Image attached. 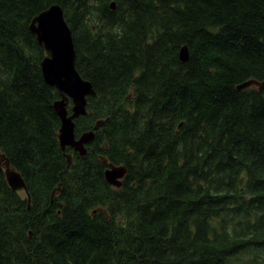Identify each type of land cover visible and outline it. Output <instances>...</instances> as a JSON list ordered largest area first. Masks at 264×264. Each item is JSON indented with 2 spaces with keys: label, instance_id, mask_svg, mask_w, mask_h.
Instances as JSON below:
<instances>
[{
  "label": "trees",
  "instance_id": "1",
  "mask_svg": "<svg viewBox=\"0 0 264 264\" xmlns=\"http://www.w3.org/2000/svg\"><path fill=\"white\" fill-rule=\"evenodd\" d=\"M53 4L108 121L70 167L30 30ZM0 264H264V0H0Z\"/></svg>",
  "mask_w": 264,
  "mask_h": 264
},
{
  "label": "water",
  "instance_id": "2",
  "mask_svg": "<svg viewBox=\"0 0 264 264\" xmlns=\"http://www.w3.org/2000/svg\"><path fill=\"white\" fill-rule=\"evenodd\" d=\"M112 5H114V3ZM30 30H31L32 34L36 35L39 45L41 47H44L45 50L49 54H51V56H52V59L47 58V59H45V61L42 64L44 77H45V80L48 84L55 86V84L49 83L47 78H46V74H45L46 62H53L55 59H59L65 55H70V54L72 55L71 61H72V73L74 76V83L84 88V92L81 95L80 106L77 108V110L75 108V113H76L75 116H78L79 114H86L85 97L86 96L88 97V96L94 94V90H93L91 83L83 81V79H81V77L79 76V74L77 73V71L75 69L76 52L74 50V44H73V40H72L71 31L65 22L64 12H63L62 8L59 7L57 4H54L49 9L40 13L36 18L33 19L32 24L30 26ZM69 41H71V42H69ZM185 54H186V56H185ZM180 59L183 63H186L189 60V54H188L186 47H183L181 49ZM47 72H48L49 80L55 81V78L52 75L51 65H49L47 67ZM252 85H260L261 87L263 86L262 84H260L256 81H248L245 84H243L242 87L247 88V87H250ZM59 90H60L61 94H68V92L70 90V82H63L62 89H59ZM65 99L66 98H63L62 101L57 102L55 104V109H56L57 113L62 117L63 122H64V125H63L61 132L63 130H65L66 134L70 133V135H71L70 142L72 143V141H74V138H73V124L71 123V119H73V118H71V119L66 118V114L64 111V101H66ZM65 106H66V103H65ZM101 124H103V122H100L97 125V127H99V125H101ZM91 140H93V138ZM91 140H89V141H91ZM60 141H61L62 146H63L62 149H65V147H66L65 145H68V146L75 148L73 145H71V143H69L68 138H66L65 136L63 138H62V136H60ZM73 143L78 145V146L82 145V142H78V143L73 142ZM75 151H78V150L75 148ZM2 159L5 160L4 165L7 168L5 175H6V178H7V181L9 183L10 187L15 191L19 190V189H25L26 186H25V183L22 179V176L18 172H16L14 169L10 168V164L8 163V161L5 159L4 156H2ZM101 159L107 164L108 167H110L112 169V172H118V174H120V179H123L127 175L126 169H124L122 167L117 168V167H115L114 164L108 163V161L106 159H104V158H101ZM112 184H115L117 186H121V183L113 182Z\"/></svg>",
  "mask_w": 264,
  "mask_h": 264
},
{
  "label": "bare ground",
  "instance_id": "3",
  "mask_svg": "<svg viewBox=\"0 0 264 264\" xmlns=\"http://www.w3.org/2000/svg\"><path fill=\"white\" fill-rule=\"evenodd\" d=\"M72 55H65L59 59H55L53 62H46L45 64V74L46 78L49 83L55 84L58 89H62L63 82H70V90L68 94L73 98V102L75 103L76 110L80 106L81 95L84 92V88L74 83V76L72 73ZM51 65L52 67V75L55 78V81H50L48 78L47 67ZM73 84V85H72ZM62 138L65 136L68 138L69 143L71 139L70 133L66 134L65 130L61 132ZM71 145L75 146L78 150L82 151L81 148L74 144L73 142ZM128 176V173H127ZM110 183L113 181L108 177L107 178Z\"/></svg>",
  "mask_w": 264,
  "mask_h": 264
},
{
  "label": "rangeland",
  "instance_id": "4",
  "mask_svg": "<svg viewBox=\"0 0 264 264\" xmlns=\"http://www.w3.org/2000/svg\"><path fill=\"white\" fill-rule=\"evenodd\" d=\"M31 56L32 57H34V58H37V57H39V56H41V52H34V53H32L31 54ZM185 56H186V54H185ZM202 55H199L198 56V58H201L202 59ZM151 91H152V94L154 95V96H157L158 94H162L163 92H164V89H162V88H158V84H155V85H153L152 87H151ZM90 122L91 121H89L88 120V123L90 124ZM107 122L108 121H105V124L104 125H102V126H105L106 124H107ZM71 128V127H70ZM104 129V128H103ZM97 130V129H96ZM68 132V131H67ZM91 138V136H86L85 137V140H88V139H90ZM95 139V138H94ZM94 139H93V141H94ZM118 174V172H109V174H108V176L112 179L113 178V180L115 179V177H116V175ZM18 191H20L21 192V196H24L25 195V193L24 192H22V189H20V190H18ZM56 198V197H55ZM55 200V199H54ZM95 209H97V208H93V209H91L90 210V212H92L93 210H95Z\"/></svg>",
  "mask_w": 264,
  "mask_h": 264
}]
</instances>
